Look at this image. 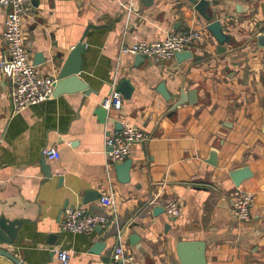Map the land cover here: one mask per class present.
<instances>
[{"label": "crops", "instance_id": "crops-1", "mask_svg": "<svg viewBox=\"0 0 264 264\" xmlns=\"http://www.w3.org/2000/svg\"><path fill=\"white\" fill-rule=\"evenodd\" d=\"M125 1L129 12L120 6ZM210 6L230 36L222 52L205 28L208 21L188 0H154L148 6L140 0L32 3L22 26L31 61L36 51L48 60L37 65L41 75L56 79L87 25H95L84 34L80 55V76L90 91L51 96L14 112L10 83L1 78L0 215L22 224L13 243L0 247L22 264H62L59 249L68 252L67 264H107L120 231L131 256L127 264H179L178 240L204 241L206 264H264V48L257 41L264 35V0H217ZM5 13L0 6V36ZM189 29L201 37L192 44V57L181 62L175 56L135 61L119 49ZM124 78L133 87L130 97H123L120 109L102 107ZM160 81L170 100L156 91ZM190 89L197 90V101L170 112L180 91ZM126 120L152 137L131 146L130 178L122 183L104 141ZM46 147L56 148L59 157L45 158ZM211 149L216 165L207 162ZM43 157L51 178L42 170ZM242 166L252 177L235 186L229 171ZM237 187L255 197L248 221L231 213ZM110 193L114 208L99 201ZM170 200L180 205L172 218L165 211ZM66 206L106 215L110 222L90 232L62 230ZM256 222L263 226L258 236L251 231ZM95 241L105 243L99 253L89 251ZM0 264L15 263L0 254Z\"/></svg>", "mask_w": 264, "mask_h": 264}, {"label": "built area", "instance_id": "built-area-1", "mask_svg": "<svg viewBox=\"0 0 264 264\" xmlns=\"http://www.w3.org/2000/svg\"><path fill=\"white\" fill-rule=\"evenodd\" d=\"M213 4L217 0H204ZM0 6L6 9L3 30L0 36V81L5 77L10 83L8 96L14 112L40 103L52 96L55 79L52 75H41L37 66L31 61V53L26 45L22 18L32 6V0H0ZM120 6L127 12L132 7L129 1L120 2ZM198 31L189 29L167 35L163 39L143 40L134 43H123L120 52L125 54H140L145 57H157L161 60L173 58L176 52L191 49L192 44L200 39ZM123 96L116 88L106 95L101 105L105 109H120ZM152 135L141 127L129 121H123L121 128L108 133L104 141V152L109 164L115 165L124 161L130 154L131 146L137 142L149 140ZM42 154L47 159H57L59 153L54 147L42 149ZM231 213L239 221L251 219V206L255 200L251 191L237 187L231 192ZM99 201L102 205L114 208L112 194H103ZM168 217H176L180 213V205L176 200L165 204ZM110 220L106 215L90 213L83 207L66 206L61 215L60 227L72 233H84L94 230L97 225H105ZM117 241L113 246L107 264H127L131 259L125 251L122 242V233L117 232ZM57 257L62 264H67L69 255L66 250L59 249Z\"/></svg>", "mask_w": 264, "mask_h": 264}, {"label": "water", "instance_id": "water-1", "mask_svg": "<svg viewBox=\"0 0 264 264\" xmlns=\"http://www.w3.org/2000/svg\"><path fill=\"white\" fill-rule=\"evenodd\" d=\"M143 5H151L154 0H140ZM194 4L195 9L208 21L205 28L211 33L213 38L217 43V51L222 52L225 50V43H228L230 36L224 32L223 26L218 19H213V11L210 4L204 0H188ZM36 0H32L35 4ZM239 4L236 8H239ZM91 26L94 24H89L85 28L82 37L78 42L72 47L65 61L62 63L58 72L56 74L55 84L52 96H56L62 93H72L76 91L89 92L90 88L88 83L83 80L80 76L81 70V54L84 52L85 44L82 42L83 36ZM257 41L260 47L264 48V35L258 34ZM192 57L191 50H183L175 53V58L178 62H181L187 58ZM135 61L144 60L145 56L136 54L134 55ZM48 62L47 58L44 56L42 51H36L34 53V58L32 63L34 65L46 64ZM117 89L121 92L125 99L129 98L133 87L128 79H122L117 85ZM156 91L165 100H170L171 95L166 87L164 81H160L156 86ZM197 101V90L190 89L187 91H180L179 98L172 103L170 106V112H172L176 106L183 103H195ZM43 155V154H42ZM216 149H211L209 152V158L207 162L216 165ZM42 170L47 178L53 176V171L50 166L45 162L44 157L40 160ZM132 164L131 158H126L124 161L115 164L116 178L119 182L125 183L129 181V170ZM229 175L235 186H239L242 181L252 177V171L248 166H242L229 171ZM61 180V175H59V182ZM94 192V191H93ZM95 193V192H94ZM89 194V193H87ZM97 196L96 193L94 195ZM86 199V198H85ZM92 199V198H91ZM154 212L160 211L159 207L153 209ZM22 221L20 219H7L3 215H0V246L9 245L15 240L18 229L20 228ZM96 228H101V225H97ZM252 233L258 236L263 231V226L260 222H256L251 228ZM130 238H133L132 235ZM103 241H95L89 251L92 253H99L104 247ZM176 252L178 256L179 264H206L205 257V242L202 240H178L176 243ZM0 254L9 257L15 264H22L18 258H16L12 253L7 251L4 247H0Z\"/></svg>", "mask_w": 264, "mask_h": 264}]
</instances>
